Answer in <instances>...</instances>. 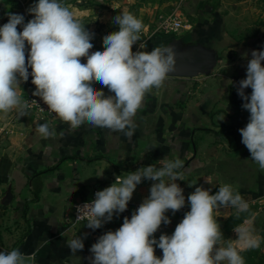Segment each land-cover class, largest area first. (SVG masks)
I'll return each mask as SVG.
<instances>
[{
  "label": "crops",
  "instance_id": "0c3cea01",
  "mask_svg": "<svg viewBox=\"0 0 264 264\" xmlns=\"http://www.w3.org/2000/svg\"><path fill=\"white\" fill-rule=\"evenodd\" d=\"M37 2L0 0V27L8 22L9 13L24 15L27 23L33 18L27 9ZM62 3L69 8L73 5L70 0ZM81 12L73 10L83 22ZM207 18L196 28L189 25L175 35L162 31L150 35L143 42L145 49L135 45L134 49L148 52L154 47L173 46L177 63L192 62L199 70L190 76L168 75L161 88L147 93L133 118L137 127L131 138L88 123L70 130L57 117L31 108L24 116L15 109L0 112V191L11 188L15 194L33 196L28 229L17 249L34 253L35 264H91V246L106 232L120 228L124 217L131 218L150 195L153 181L142 180L127 209L114 213L111 221L95 230L88 228L87 222L72 221L73 206L95 186L110 187L117 176L141 167H160L164 158L179 157L184 162V180L176 183L183 189L185 206L175 214L171 210L165 213L171 223L161 224L154 233L157 240L161 234L171 235L190 211L187 197L196 187L215 194L224 184H231L249 203L250 212L257 214L256 231L264 238V170L241 142L239 130L249 122L250 113L242 107L245 101L237 91L239 81L246 78L251 52L264 50V28L241 39L227 32L221 16L214 15V21ZM18 29L22 30L21 26ZM92 41L103 46L95 37ZM31 80L30 75L17 89L24 101L35 91ZM94 87L114 95L98 82ZM244 92L250 96L252 89ZM45 122L58 134L55 138L45 139L37 131V125ZM248 215L241 213L237 219L234 208L214 210L225 239L237 238L233 227ZM77 236L83 238L84 248L73 255L67 242ZM45 240L50 242L41 247ZM154 248V254L162 258V250Z\"/></svg>",
  "mask_w": 264,
  "mask_h": 264
},
{
  "label": "clouds",
  "instance_id": "9594fccd",
  "mask_svg": "<svg viewBox=\"0 0 264 264\" xmlns=\"http://www.w3.org/2000/svg\"><path fill=\"white\" fill-rule=\"evenodd\" d=\"M27 11L33 16L27 23L24 15L9 13L8 22L0 27V112L15 109L19 115H27L29 105L17 89L31 75L32 95L40 97L70 130L88 123L131 138L137 127L133 118L146 94L161 88L168 74L176 70L174 47L134 53L132 46L141 41L144 24L125 10L113 18L119 30L103 37L102 51L90 54L94 34L62 0H38ZM139 47L145 49L146 44L141 42ZM251 56L246 78L237 89L245 101L242 107L250 113L249 122L239 132L251 159L264 170V50H253ZM96 82L114 95L97 90ZM249 87L250 96L244 92ZM37 131L45 139L58 135L47 122L38 124ZM159 164L117 176L110 187L95 193L94 200L77 206L76 220H86V226L95 230L111 221L114 213L127 209L142 180L153 181L150 195L131 218L124 217L120 228L106 232L91 246V264H245L241 253L259 249L264 238L255 228L257 214L250 212L249 203L231 184L220 186L215 194L196 187L187 197L190 211L174 232L161 234L158 240L154 237L162 223H171L165 213L171 210L175 214L185 206L183 189L176 183L184 180V162L179 157L164 158ZM229 207L236 210L237 219L241 213H249L233 227L236 239H225L214 217V210ZM49 242L45 240L41 247ZM67 245L75 255L84 248L83 238L77 236ZM154 246L162 250V258L154 254ZM0 264H35V254L19 249L0 251Z\"/></svg>",
  "mask_w": 264,
  "mask_h": 264
},
{
  "label": "rangeland",
  "instance_id": "374dc122",
  "mask_svg": "<svg viewBox=\"0 0 264 264\" xmlns=\"http://www.w3.org/2000/svg\"><path fill=\"white\" fill-rule=\"evenodd\" d=\"M70 9L82 11L81 19L85 28L94 34L95 39L103 45V37L118 31L119 26L113 23V18L127 10L141 19L144 29L141 41L145 42L150 35L162 34L158 26L166 16H177L185 22L182 31L189 25L204 23L206 18L214 21L215 16H221L227 32L233 37L245 38L264 28V0H70ZM216 13V14H215ZM208 19V18H207ZM179 33V32H178ZM175 35V34H173ZM11 188L0 191V251L17 249L21 244L22 235L29 225V206L32 195L13 194ZM264 237V230H263ZM256 253L254 264H264V242ZM244 256V255H242ZM245 264L247 258L243 257Z\"/></svg>",
  "mask_w": 264,
  "mask_h": 264
},
{
  "label": "built area",
  "instance_id": "2783aa9c",
  "mask_svg": "<svg viewBox=\"0 0 264 264\" xmlns=\"http://www.w3.org/2000/svg\"><path fill=\"white\" fill-rule=\"evenodd\" d=\"M185 26H186L185 22H183L182 19H180L177 16L169 15V16H166L162 19L161 23L158 26V29L165 34L173 35V34H176L178 31H180ZM91 43L93 44L94 47L89 50L90 54H91V52H94V51H102L103 50V46H101L100 44H97L94 41H91ZM132 51L135 53L139 50L136 48V49H132ZM81 62L86 63V58H81ZM25 101L28 103L29 108H31L33 110L40 111L41 113H44L48 117H51V118L56 117L54 113H52L48 110L47 105L43 103V101L41 100L40 97L33 96L32 94H30L26 98ZM103 189L104 188L100 185L95 186L89 196H87L84 199H81L78 203H76L73 206V209L71 211V216H72L71 218H72V221L74 223L87 222L86 220H80V221L76 220V218H77V206H82L86 202H91L92 200L95 199V193L97 191H100Z\"/></svg>",
  "mask_w": 264,
  "mask_h": 264
},
{
  "label": "water",
  "instance_id": "95a60500",
  "mask_svg": "<svg viewBox=\"0 0 264 264\" xmlns=\"http://www.w3.org/2000/svg\"><path fill=\"white\" fill-rule=\"evenodd\" d=\"M199 68L192 62H180L176 64V70L168 75H194Z\"/></svg>",
  "mask_w": 264,
  "mask_h": 264
},
{
  "label": "trees",
  "instance_id": "16d2710c",
  "mask_svg": "<svg viewBox=\"0 0 264 264\" xmlns=\"http://www.w3.org/2000/svg\"><path fill=\"white\" fill-rule=\"evenodd\" d=\"M241 255H244L247 258L246 262L252 263L254 262L256 253L252 250H247V251L242 252Z\"/></svg>",
  "mask_w": 264,
  "mask_h": 264
}]
</instances>
